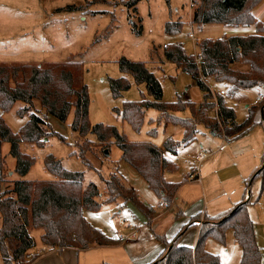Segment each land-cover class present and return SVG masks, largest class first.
I'll return each instance as SVG.
<instances>
[{"label": "rangeland", "instance_id": "obj_1", "mask_svg": "<svg viewBox=\"0 0 264 264\" xmlns=\"http://www.w3.org/2000/svg\"><path fill=\"white\" fill-rule=\"evenodd\" d=\"M128 1L0 0V63L43 64L63 62L69 58L80 61L83 68V82L87 85L89 94L88 119L91 125L97 123L113 125L129 141L151 142L162 148L164 155L177 166L174 171L165 172L164 176L166 180L178 182L191 172V167H197L194 156L199 151L211 150L222 140L217 136L213 137L211 132L200 124L197 126L195 138L188 144L181 145L177 154L171 155L163 149V143L167 138L182 140L183 129L179 125L158 123L156 121L158 111L154 108L145 110L143 122L138 130L124 122L115 111L122 108L124 101L152 98L147 94L145 84L135 83L131 74L119 70L118 61L120 58H126L144 62L146 68L154 74L161 85L163 101L173 102L180 99L197 104L202 101L203 92L190 74L178 69L173 62L165 60L164 46L181 44L183 50L195 58L198 53L196 42L205 38L217 39L235 32L245 33V30H226L225 25L222 24L197 26L191 23L190 12L194 0H139L134 6H129ZM167 22H181L180 31L165 32ZM121 76L127 79L130 87L120 96L114 97L109 88V78ZM203 80L210 87L212 96L219 93L218 86L216 87L211 79ZM254 94L253 90L241 89L234 97H227L226 93L223 95L226 105L234 109L238 123L246 118V104L253 102ZM262 101L254 106H259ZM25 105L18 101L8 112H0L12 132H17L28 119L26 112L21 116L16 114V110ZM33 108L43 116L44 111L37 102ZM214 111L212 110L210 114L215 115ZM175 114L182 118L190 116L188 109ZM72 117V111L65 121L47 116L51 129L61 135L64 141L52 135L42 146L19 143L20 150L34 159L28 172L23 176L14 172L15 158L9 154V143H1L5 173L2 189L11 190L14 180L54 179V175L44 164L45 157L52 154L60 161L63 168L83 172V186L90 182L95 183L102 193L101 201L104 199L102 179L107 178L115 168L119 167L121 150L113 142L109 147L105 146L96 140L93 134H88L86 137L79 136L70 127ZM263 119L264 116L261 117L262 121ZM244 136L241 142L236 144V148L242 149L244 143L253 145L259 138L261 155L264 153L262 124H255L244 133ZM86 139L91 142L89 147L82 151L80 146ZM231 148L233 142H227V148L214 158L215 162L204 165L202 174L200 173L202 183H182L178 193L180 199L175 198L169 208L162 206L160 198L147 189L145 182L131 166L121 160L120 169L126 184L138 188L140 192H137L140 197L142 196L141 199L148 205L152 204L157 210L156 216L157 214L161 216L155 217L156 219L149 225L146 217L134 204L131 202L122 204L121 199L109 203L101 202L97 211L83 210L85 219L91 225L111 238L121 239V242L114 246H95L80 251L81 262L83 264H150L164 247L162 239H171L182 224L188 221L187 217L192 211H204L205 207H202L204 201L206 203L208 201L210 208L213 203H221L224 200L223 207L227 208L228 201L240 199L247 188L248 195L246 197L245 194L243 198L244 201H250L248 211L254 223L256 242L262 254L261 264H264V183L260 198L257 199L261 179L257 177L251 186H245V181L250 176L244 179L235 173L242 169V164L237 162L240 159L244 161L248 157L232 156ZM105 149L108 150V155L104 153ZM254 152L251 151L252 154ZM82 154L85 161L81 158ZM255 159L258 161L254 166L258 168L261 158L252 160ZM205 172L206 176H204ZM143 185L148 195L144 193ZM181 212L183 214H179ZM200 216L198 220L201 224L203 215ZM27 228L33 246H39L42 230L30 226ZM185 228L183 235H180L179 243L192 247L196 241L197 227L189 225ZM205 249L217 255L221 264L240 262L241 248L235 242L231 230L226 231L224 243L207 238ZM29 250L26 252V259L32 258V255H28ZM235 254L238 259H233ZM0 264H3L1 257Z\"/></svg>", "mask_w": 264, "mask_h": 264}, {"label": "trees", "instance_id": "obj_2", "mask_svg": "<svg viewBox=\"0 0 264 264\" xmlns=\"http://www.w3.org/2000/svg\"><path fill=\"white\" fill-rule=\"evenodd\" d=\"M138 1L129 0L128 5L134 6ZM262 1H192L191 23L197 26L212 23L243 27L254 25L255 31L217 39L205 38L196 42L197 55L201 57L198 63L180 44L164 46L165 60L190 74L203 92V99L197 104L180 99L163 101L161 85L144 62L120 58L119 70L131 74L135 83L145 84L147 94L152 99L124 101L122 108L115 110L117 115L138 130L145 110L154 108L158 111V123L179 125L183 129L182 140L167 138L163 143V149L171 155L177 154L181 145L188 144L195 138L200 124L226 140L244 134L255 124H261V120H256V114L264 116V99L259 106H249L244 121L237 123L234 109L226 105L225 97L219 93L212 96L210 87L203 79L212 78L215 82L225 83L227 97H233L241 89L255 86L264 88V22L253 14L254 8ZM180 29L181 22L165 24L167 33H177ZM234 63L247 64L249 69H235L232 67ZM129 87L125 77L109 78V88L114 97L120 96ZM18 101L26 105L18 108L16 114L21 116L26 112L28 119L17 132H12L0 114V148L2 142L9 143V154L15 158L14 172L19 176L25 175L34 162L32 156L20 150L19 143L42 146L52 135L64 141L61 135L51 129L47 116L65 121L72 111L71 129L81 137L93 134L96 140L107 147L112 142L116 144L121 150L120 160L131 166L148 189L167 207L172 204L179 187L188 178L185 175L178 182L166 180L165 172L174 171L177 166L155 144L129 141L113 125H91L88 119L89 94L87 85L83 82L80 61L69 58L63 62L43 64L0 63V112H8ZM35 102L44 111L43 116L33 108ZM185 109L189 110V117L182 118L175 114ZM212 110H215V115L210 114ZM90 142L91 140L86 139L80 146L81 150L88 148ZM81 158L85 161L83 154ZM44 164L54 175V179L14 180L12 189L4 190V157L0 149V257L3 264H30L33 260L25 258L26 252L33 247L28 226L42 230L39 239L47 249L71 247L85 250L92 245H118L121 239L105 235L83 215L85 209L97 211L101 202L109 203L117 199H121L122 204L131 202L146 217L149 225L156 217V210L141 199L136 189L126 184L118 168L102 179L105 197L101 201L102 193L95 183L83 186V172L63 168L52 154L45 157ZM257 177L261 179L258 199L264 183V153L261 167L246 179L245 186H251ZM247 191L245 188V192ZM249 204V200L244 201L242 198L228 210L215 215L202 214L203 221L194 246L179 244L177 233L170 241L163 240L164 249L150 264H221L217 255L205 249V241L213 238L224 243L227 230L232 231L235 242L241 248L239 264H261L262 254L256 242L254 223L248 211ZM200 215L197 213L191 216L189 221L198 220Z\"/></svg>", "mask_w": 264, "mask_h": 264}, {"label": "crops", "instance_id": "obj_3", "mask_svg": "<svg viewBox=\"0 0 264 264\" xmlns=\"http://www.w3.org/2000/svg\"><path fill=\"white\" fill-rule=\"evenodd\" d=\"M191 11H192V9H191ZM253 14H254V16L259 21L264 22V0L257 7L254 8ZM190 19H191V12H190ZM225 29L226 30H230V31L244 29L245 30V33H252V32L255 31V26L254 25H250V26H246V27H243V26H225ZM245 33L235 32V34H245ZM229 35H233V33L232 34H229ZM232 67L235 68V69L241 70V71H247L249 69V66L247 64H243V63H234L232 65ZM209 79H211L212 82H214V85H216V87L218 86L217 88L219 90L226 91L227 86L225 85V83H223V82H215L212 78H209ZM248 89L249 90H253L255 94H254V100H253V102L252 103H249V104H246V109H247L248 106H252L254 104H257L255 101L257 99L258 94H264V89L262 87H259V86H255V87L248 88ZM248 89H246V90H248ZM237 93L235 95H237ZM256 120H261V116H260L259 113L256 114ZM235 121L237 122L236 118H235ZM261 124L263 125V129H264V121L261 120ZM211 135L213 137H216L217 136L218 138H220L222 140V142L220 144H217L216 147L211 148V150H206L208 152V154H209L208 157L206 159H204L201 163H197L196 164L197 167H195V168L194 167H191V172H189L187 174L188 175V178H187L186 182L202 183L203 180H202V177H201L200 173L202 174L204 165L206 163L207 164H211V163L215 162L214 161V158L218 157L219 153L220 152H223L227 148V142H233V148H231L232 156H234V157H236V156H246V157H248L244 161H242L240 159L237 162V163H241L242 164V169L240 171H237L235 173V175H237L238 177H242V178L246 179L256 169H259L261 167V160H262V155L263 154L261 155L262 152H261L260 147L258 146V144L260 143V142H258L259 138L255 141V143L253 145H248V144L244 143V147L242 149H240V148H236L235 146H236V144L238 142H241L242 138H244L246 136V135L244 136V134L239 135V136H235V137H233L231 139H228V140H226L225 138L220 137V136H218V135H216V134H214L212 132H211ZM251 151H253V152L255 151L254 154H252ZM254 158H261L260 159V164H259L258 168H257V166H254L255 163H256V161H258L256 159L253 161L252 159H254ZM118 163H119L118 171L122 175V172H121V169H120L121 164H122L121 163V160ZM206 175H207V173L205 172L204 173V176H206ZM197 178H200V181H197L196 180ZM131 187L136 188L135 186H131ZM146 187H147V185H146ZM201 187H203V185H201ZM143 188H144V193L146 195H148V193L146 192V188L144 187V185H143ZM136 189H137V191H139L138 188H136ZM147 189H148V187H147ZM249 192H250V190H249ZM178 193H179V189L177 191V196L175 197V198H177V200L180 199L179 196H178L179 195ZM245 194H246V197H247L248 191L247 192L244 191V194L241 196L240 199H237V200H234V201L233 200L232 201L229 200L228 201V204H227L229 206H227V208H224L223 207V201L224 200H222L221 203L220 202L213 203L211 205L212 207H210V208L208 207V201H207V203L204 201L202 207H205V210L204 211H200V212H194L195 210L192 211L189 214L190 217L189 216L187 217L188 218L187 219L188 221L187 222H184L182 224V227H180L179 230L175 233V234L179 233L177 242L179 243V239L181 237L180 235H183V233L186 230L185 227H187L189 225H195L197 227V233H198V229H199V226H200L199 225L200 222H199V220H193L192 222H190L189 220H190L191 216H193V215H195L197 213H199V214L202 215V214H205L207 212L209 213V215H215V214H217L219 212L225 211V210L231 208L234 203L240 201L244 197ZM188 196H190V195H188ZM161 205H162V203H161ZM150 206L153 207L152 204H150ZM167 208H169V207H167ZM179 214H183V212H181ZM160 216L161 215H158L157 214L156 218H158ZM197 233H196V235H197ZM174 235L172 236V238L174 237ZM232 236H233V234H232ZM171 239H168V240L167 239H162V242H163V240H165L166 242H168ZM91 247H95V246H91ZM163 249H164V247L158 252V255L162 252ZM80 251H83V250H77V249L71 248V247L63 248V249H59V248H52V249L49 248V249H47V248L43 247L42 243H40L39 246H33L29 250V252H28L29 254L28 255H32V259H33L30 264H83V262H81V259H80V254H79ZM240 258H241V251H240L239 261H240ZM233 259H238V256L236 257V254H235L234 257H233ZM147 264H149V263H147Z\"/></svg>", "mask_w": 264, "mask_h": 264}, {"label": "built area", "instance_id": "obj_4", "mask_svg": "<svg viewBox=\"0 0 264 264\" xmlns=\"http://www.w3.org/2000/svg\"><path fill=\"white\" fill-rule=\"evenodd\" d=\"M191 36L193 37V34H191ZM201 60V57L200 56H195V61L198 63L200 62ZM219 94L220 95H225V91L224 90H219ZM264 99V94H258L257 96V99H256V103H259L260 101H262ZM208 156V152L205 151V150H201L199 153H197L195 156H194V161L196 163H201L202 160H204L206 157ZM197 181H200V178H197L196 179ZM162 206H166L165 204H162ZM121 236V235H120ZM122 237V236H121Z\"/></svg>", "mask_w": 264, "mask_h": 264}, {"label": "water", "instance_id": "obj_5", "mask_svg": "<svg viewBox=\"0 0 264 264\" xmlns=\"http://www.w3.org/2000/svg\"><path fill=\"white\" fill-rule=\"evenodd\" d=\"M104 153H105L106 155H108V150H107V149H105V150H104Z\"/></svg>", "mask_w": 264, "mask_h": 264}]
</instances>
